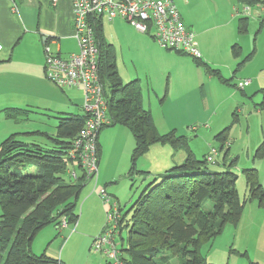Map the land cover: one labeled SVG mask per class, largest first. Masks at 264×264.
Segmentation results:
<instances>
[{"label":"trees","instance_id":"1","mask_svg":"<svg viewBox=\"0 0 264 264\" xmlns=\"http://www.w3.org/2000/svg\"><path fill=\"white\" fill-rule=\"evenodd\" d=\"M238 3L251 7L264 6V0H238ZM238 18L237 33L243 35L248 18ZM101 20L94 22V32L100 53L99 79L104 89L106 85L110 89V95L104 90L110 120L107 126L126 127L135 142L128 177L133 179L139 175L145 178L150 175L149 172L136 170V163L153 145L169 146L175 152L185 153L181 164L154 177L153 182L143 187L132 203L128 210L131 222L127 249L121 246L118 251L115 247L117 257L123 264H167L173 258L178 264H212L207 262L202 249L206 247L207 252L225 225L236 226L241 218L243 202L235 188L237 178L229 171L218 173L205 170V165L209 163L207 155L200 161L194 158L186 136L178 135L174 130L163 134L158 132L150 112L143 107L139 82H121L113 49L103 37ZM145 35L154 42L150 32ZM231 53L237 60L236 68L240 67L239 46L233 45ZM192 60L200 63V59ZM213 73L222 84L229 83L219 72ZM260 92L262 100L257 109L264 112V89ZM2 112L8 119L24 113L11 109ZM86 118L83 113L57 118L56 138L50 139L53 143L51 150L28 147L16 138V134L2 140L0 264H62L45 252L34 254L31 244L35 236L49 225H53L59 234L64 228L61 227L63 221L66 227L77 222V200L88 180L67 154ZM216 140L223 146L227 141V130L220 131ZM97 151L99 157V148ZM263 154L262 142L255 156L261 158ZM71 168L77 170V174L79 172L75 180L68 176ZM243 174L249 197L264 207V191L257 183L256 171L250 169ZM66 176L68 181L64 180ZM207 201L211 203L210 209L203 208ZM121 223L122 219L118 218V231Z\"/></svg>","mask_w":264,"mask_h":264},{"label":"rangeland","instance_id":"2","mask_svg":"<svg viewBox=\"0 0 264 264\" xmlns=\"http://www.w3.org/2000/svg\"><path fill=\"white\" fill-rule=\"evenodd\" d=\"M201 1L208 8L205 11L208 19L222 20L224 0ZM211 3L218 6L219 13L213 12ZM236 4L237 1L232 8ZM255 20L257 19L253 16L248 17L247 34L238 37L240 48L238 62L242 65L236 68L235 61L230 68H222L224 76L229 78V83L218 87L219 89L214 91V97L208 101V107L214 108L216 113L212 114L210 111V115L206 116L201 111V103L198 104L192 98L188 104L183 105L186 115L180 118L179 132H177L187 137L189 148L194 158L199 161L208 155L211 148L218 150L214 163L206 164L205 170L218 173L229 171L237 178L235 188L243 202L241 218L236 226L225 225L223 232L213 241L207 252H205L206 247L202 249L205 258H211L215 264H264V207H261L257 200L249 197L243 174L246 170L254 169L257 183L264 191V156L261 158L255 156L257 148L262 142L264 143V112L257 109V105L262 100L260 91L264 89V22H255ZM103 21L102 24L105 26L107 23ZM259 24L262 25L260 31ZM107 34L114 39L112 32ZM112 52L115 56L114 49ZM123 59L126 60L125 57ZM114 61L121 71L128 72V64L125 61L123 67L120 55H116ZM252 75L256 76L253 78ZM244 81H249V84L241 91L238 88L239 83ZM105 91L110 95L107 85ZM28 111L14 119H8L3 112H0V144L10 135L16 134V138L28 147L35 146L41 150L53 149L50 139L56 138L59 116L30 109ZM192 128L194 130H191ZM224 129L227 130V141L221 146L216 136ZM102 130L104 133L108 132L107 147L103 149L102 162L107 161L110 170L114 169V180L111 183L98 181L97 185L94 180L86 181L77 200V222L67 225L59 234L53 225H49L35 236L31 244L32 249L40 250L41 253L46 251L48 257L62 261L64 264H115L114 259L107 256L108 246H103L100 252L91 250L93 239L104 234L105 227L109 226L108 230L112 232L111 241L116 249L119 251L121 246L127 249L131 222V212L128 210L143 187L157 177L150 173L145 178L138 175L130 179L128 174L131 168V154L124 151L125 139L120 135L121 131L117 128ZM155 148L152 149L149 160L153 158L151 156L163 159L166 153L161 149V145ZM173 154L177 155L175 151H171L172 157ZM137 162L136 170L142 171L139 168L141 160L137 159ZM64 180L68 181V177H64ZM97 187H105L107 193L112 196V201L116 203L117 211L120 210L118 217L116 216L111 224L108 222L103 201L96 192ZM204 205L205 209L211 208L209 201ZM118 218L122 219L119 231L118 228L116 229ZM167 264L178 263L173 258Z\"/></svg>","mask_w":264,"mask_h":264},{"label":"crops","instance_id":"3","mask_svg":"<svg viewBox=\"0 0 264 264\" xmlns=\"http://www.w3.org/2000/svg\"><path fill=\"white\" fill-rule=\"evenodd\" d=\"M236 1L237 6L238 0H224V16L222 20H214L206 17L205 11L208 8L201 0H173L181 20L195 33L201 55L200 63H195L188 56L162 50L150 36L135 31L120 19L101 20L100 24L103 20L107 23L105 26L102 24L105 42L113 47L115 56L120 55L123 67L125 61L129 67L128 72H125L117 65L121 82H139L143 91V107L150 112L152 122L160 134L172 130L179 132V120L186 115L183 105L188 104L192 98L198 104L201 103V111L206 116L210 115V111L216 113L214 108L208 107V101L214 97L218 87L225 85L217 80L213 72H219L228 80L222 68H230L235 61L237 64L231 53L232 46L239 45L238 37L241 36L237 33L239 18L233 11L236 6L232 8ZM210 7L214 13H219L215 3H211ZM71 17V0H0V112L11 109L23 113L30 109L59 117L83 113L82 93L79 90H61L49 82L44 73L45 47H48L50 53L63 58L78 51ZM248 26L247 21L244 34H247ZM261 27L259 24V31ZM107 32H112L114 39ZM255 76L252 75L253 78ZM105 128L119 129L125 139L124 151L131 154L135 142L128 129L120 125ZM107 135L108 132L102 130L97 138V182L101 183H111L115 176L108 162H102ZM155 147L157 145L151 146L139 159V168L154 176L181 164L185 158L183 151H177V155L173 154L172 157L173 150L169 146H162L166 156L163 159L151 156L153 158L149 160ZM31 250L36 255L41 253L35 248ZM207 262L215 264L209 257Z\"/></svg>","mask_w":264,"mask_h":264},{"label":"built area","instance_id":"4","mask_svg":"<svg viewBox=\"0 0 264 264\" xmlns=\"http://www.w3.org/2000/svg\"><path fill=\"white\" fill-rule=\"evenodd\" d=\"M71 25L77 41L78 51L68 57L50 53L45 47V78L61 90H79L82 93L81 110L86 115L82 129L74 137L67 157L75 163L88 180L98 175L97 135L99 130L110 124L107 115L108 102L103 84L99 79L100 53L96 43L94 22L105 19H120L142 34H152L154 42L165 51L180 53L192 59H201L195 33L181 20L173 0H71ZM238 17H255L264 22V6L238 4L234 9ZM1 50V45H0ZM249 84L244 81L239 85L243 89ZM217 151L211 149L207 162L214 163ZM73 180L78 177L77 170L71 168L69 175ZM96 192L102 199L109 224L117 216L116 203L112 201L105 188L97 187ZM116 220V219H115ZM62 222L61 227H66ZM107 228V229H106ZM105 227L104 234L93 239L92 251L100 252L103 246L115 264H123L117 257L111 241L112 232Z\"/></svg>","mask_w":264,"mask_h":264}]
</instances>
